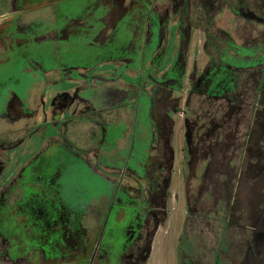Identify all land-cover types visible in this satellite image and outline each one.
<instances>
[{"label":"flooded vegetation","instance_id":"af4514ba","mask_svg":"<svg viewBox=\"0 0 264 264\" xmlns=\"http://www.w3.org/2000/svg\"><path fill=\"white\" fill-rule=\"evenodd\" d=\"M162 1L0 0V264H148L174 197L176 123L170 114L179 110L167 101L164 119L157 101L186 88L182 115L193 118H184L187 217L198 212L191 209L188 181L208 177L219 157L228 165L227 196H238L235 212L242 213V163L247 161V172L255 165L264 175V0ZM171 38L175 50L160 76ZM50 57H57V68L48 67L44 59ZM105 65L112 73L92 85L100 77L95 71ZM129 72L152 84V92L103 87ZM242 75L255 79L254 115L242 116ZM68 80L84 81L74 97L31 94L39 85ZM145 94L154 104L148 118L142 110ZM194 96L218 106L211 113L191 110ZM78 122L89 126L88 132L78 129ZM150 124V159L139 176L130 155ZM50 126L59 136L35 150L30 141ZM72 133L83 134L84 142L71 141ZM124 170L145 183L136 198L113 178ZM228 210L223 225L242 229V214H233V203ZM252 220V227L244 226L254 236L247 254L261 264L264 211ZM185 224L192 232L194 225ZM183 231L179 251L182 240L193 238ZM190 242L195 248L196 239ZM180 258L181 264L202 262L189 254Z\"/></svg>","mask_w":264,"mask_h":264},{"label":"rangeland","instance_id":"374dc122","mask_svg":"<svg viewBox=\"0 0 264 264\" xmlns=\"http://www.w3.org/2000/svg\"><path fill=\"white\" fill-rule=\"evenodd\" d=\"M162 2V0H158L157 3ZM173 29L174 27H172V31ZM201 38V33H197L196 39L200 40ZM174 45V39L171 38L169 41V46L167 48L166 60L160 71V76H162L163 73L168 69V62L170 61L172 53H174L175 50ZM115 64L120 65V63ZM101 69L95 71V73H98L100 77H98L97 80H94L92 85L100 84L101 77L106 78L110 73H112L113 67L110 65H105L104 67H101ZM188 71L190 72L191 69H189ZM54 79L55 81L58 80L57 77ZM253 79H250V81H248L247 76L242 75V81L239 86L241 92L243 93L242 102L245 103L243 104L244 110L242 112V116L245 115L244 113L249 116L251 112H253L251 115H254L255 111L252 110V108H258L255 106V103L253 101L255 95V89L253 86L255 83V79L254 81ZM82 82L84 81L77 82L75 80H68L55 86L39 85L37 86V88L35 87V89H33L31 94L33 96H36L44 92L48 95V97L50 96L51 98L58 93H65L74 97V93L80 87H83L84 84ZM108 82L110 81H106L103 83ZM103 87H123L126 90H134L135 92L139 93L144 89V87H146V90L148 92H152L154 86L150 83H147V80L146 82L145 80H141L140 76L135 72H129L119 82L108 83ZM187 92L188 88H186L183 92L175 93L172 97L169 98H167L168 95L166 97L163 96L162 98H164V100H161L160 98L157 101L158 112L164 119H167L164 109L166 105L169 104V106L175 107V109L178 107L179 110H176V114H170L172 121H175L176 123L173 128L172 136V147L175 151V164L172 176L171 191L174 197L169 203V219L167 223L161 226L158 232L154 254L152 256V260L149 261L148 264H181L180 254L181 257L182 254H184V256L186 254H189L195 259H200L202 261L200 264H253L252 256H248L247 254L248 252L250 255L248 241L254 237L251 236V232L253 231L244 229V226H246L247 224V226L252 227V224L254 223L252 218L254 219V217H259L264 211V175L259 173V166L252 165L250 170L247 172V161H245V163H242L243 173L241 188V213L238 210H236L235 212L236 207H238V196H234L235 199L233 197L230 198V195L227 196V194L230 192L229 182H226L227 177L224 175L225 171L228 170L227 161L224 162L221 157L217 158L216 161L214 160L211 164L208 177L204 176L202 181H200L199 179L198 181H188L187 183V190H189V187L191 188V191L189 190L190 192L188 195L190 197V205L192 207L191 209L198 211L196 215L189 214L187 217V209L184 201L186 192V161L184 159L186 145L184 143V118L189 119L190 121H192L193 119L192 116L187 118L186 115L185 117H183L182 115V110L185 109L186 99L188 95ZM202 99L203 98L201 97H192L191 110L200 109L201 113H211L214 108L218 106V102L207 103L203 102L205 100ZM74 108L75 106L72 107L71 110H73ZM67 115L74 116L76 115V113L69 112ZM249 120H253V118H250ZM75 125H77L78 129H80L81 131L88 132L89 126H87L85 123L78 122ZM131 134L132 132L128 133L127 137L120 142V149H124L125 147H127V139L130 138ZM58 136L59 133L57 129L50 126L44 134L36 135L30 141V145H34V149L39 151L41 145H46L45 142L47 139L52 137L55 138ZM82 136L84 135L72 133L70 134L69 139L71 141L84 142ZM80 147L89 150L92 145H80ZM157 149L161 150V146L159 145L158 148H156V151ZM156 151H154L153 156L157 155ZM27 155V150L26 152H22V162H24ZM238 166V163L235 164V167ZM203 169L204 167L201 169L200 173L198 171V176L204 174ZM105 170L106 172H109L108 169ZM132 176L133 174L131 172L128 173V171L124 170L121 174H116V176H114L113 178L118 182L119 186L131 189L133 191V197L136 198L138 194L141 193V189L145 187V183L143 181H137L138 178ZM235 182L237 183V181ZM189 184L191 186H189ZM237 189L238 186H236L235 191ZM261 193L263 194L262 196ZM232 203L234 205L233 212H235L233 214L236 216H240L242 214V229L231 227L228 228L227 225H223V221L225 222L229 218L230 211L228 209L229 205H231ZM210 211H216L217 213H215V216L213 215L212 218H208L210 216ZM187 221L191 222V224L194 225L192 232L190 231V225H188V228L186 227L187 224H185V222L187 223ZM184 225L186 228L184 227ZM185 230L188 232V234L193 235V238L191 239L189 237H186L185 241L182 240V250L179 251L180 234L182 231L185 232ZM245 230L247 232H245ZM183 235H185V233ZM195 239L197 244L195 248L189 247L188 244L191 243L190 241H192L193 243ZM263 241L264 239L259 243V245H262ZM259 248L261 250V246Z\"/></svg>","mask_w":264,"mask_h":264},{"label":"trees","instance_id":"16d2710c","mask_svg":"<svg viewBox=\"0 0 264 264\" xmlns=\"http://www.w3.org/2000/svg\"><path fill=\"white\" fill-rule=\"evenodd\" d=\"M46 57V55H45ZM74 58L75 60L79 61V56L77 54H70L69 58ZM45 62H49L50 65L48 66L49 68H57L58 65V61H57V57H50V58H46L44 59ZM239 62V60H238ZM249 63V62H248ZM247 64V63H246ZM185 71V70H184ZM184 71H182L181 76L179 78V82L181 81L182 77H184ZM170 76V74H169ZM141 100H143V102H145V107L142 109L143 112V116H145V118H148V116H150L152 114L151 112V108L154 106L153 103H149L150 98L145 94L141 97ZM151 113V114H150ZM152 116V115H151ZM141 132H143L142 134L144 135V140L138 142L137 145H135L134 147V151L132 152V154L130 155V166L132 168V170H136V172L138 173L139 176H144L145 170H146V166L148 165V161L150 159V148H151V144L153 141V133H154V129H153V125L150 124L149 126L147 125V127L144 130H141ZM96 179L100 182L103 183L102 180L97 176ZM257 233V231H256ZM261 251H262V263L264 264V242L261 246Z\"/></svg>","mask_w":264,"mask_h":264},{"label":"crops","instance_id":"0c3cea01","mask_svg":"<svg viewBox=\"0 0 264 264\" xmlns=\"http://www.w3.org/2000/svg\"><path fill=\"white\" fill-rule=\"evenodd\" d=\"M182 235V234H181ZM157 236H158V234H157ZM156 241H157V237H156V240H155V243H154V249H153V254H154V250H155V246H156ZM153 254H152V256H153ZM152 256H151V258H150V260L149 261H151L152 260ZM149 263V262H148Z\"/></svg>","mask_w":264,"mask_h":264}]
</instances>
